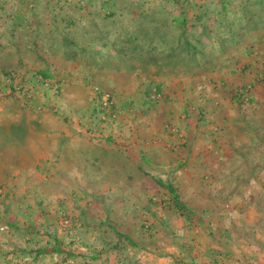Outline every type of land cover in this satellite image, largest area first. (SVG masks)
<instances>
[{
	"label": "rangeland",
	"instance_id": "374dc122",
	"mask_svg": "<svg viewBox=\"0 0 264 264\" xmlns=\"http://www.w3.org/2000/svg\"><path fill=\"white\" fill-rule=\"evenodd\" d=\"M2 8L0 264H264V0Z\"/></svg>",
	"mask_w": 264,
	"mask_h": 264
},
{
	"label": "crops",
	"instance_id": "0c3cea01",
	"mask_svg": "<svg viewBox=\"0 0 264 264\" xmlns=\"http://www.w3.org/2000/svg\"><path fill=\"white\" fill-rule=\"evenodd\" d=\"M33 1L37 2L38 0H0V7H1L0 9L4 10L2 7L6 8L7 5H9V7L12 6V8L14 9V12H16L17 10H19L17 8H20L22 6V4L30 3V2H33ZM4 12H5V10H4ZM19 13H20V11H18V14ZM0 15L6 16V12L5 13L0 12ZM13 16H14V14H13ZM77 175H78V178L79 177H81V178L83 177L82 173L79 174V171H78ZM84 192H85V190H84V188H82V190H80V193H84ZM78 193H79V191L77 190V193H76L77 195L75 196V198H73L72 194L69 196L70 200H67L68 204H70V201H71L72 202L71 208L76 207L78 209L80 207L81 210H84L85 209V206H84V195H79ZM5 240L6 239L3 238L2 241H5ZM7 250H8V248H6L4 246V244H0V259L2 261L8 260L9 259L8 257H16V258L18 257V259H20V261H24V260L27 261L29 259H32L33 260L32 262H34V263L35 262L36 263H39V262L40 263H44V259L43 258H46L47 256L50 257V258H53L51 254L50 255H46L47 254L46 252H44V254L43 253H39V255L36 254L34 256L31 255V253L29 252L30 255H26L25 256V255H21V253H17V254L12 255L13 253H6ZM44 256H46V257H44ZM31 257H33V258H31ZM67 260H68V257H67V259L65 261H67ZM69 261H72V260H69Z\"/></svg>",
	"mask_w": 264,
	"mask_h": 264
},
{
	"label": "trees",
	"instance_id": "16d2710c",
	"mask_svg": "<svg viewBox=\"0 0 264 264\" xmlns=\"http://www.w3.org/2000/svg\"><path fill=\"white\" fill-rule=\"evenodd\" d=\"M224 9H225V8H224ZM11 31H13V29H11ZM186 45L189 46L188 42L186 43ZM187 48H188V47H187ZM184 49H186V46H185ZM44 74H45V73H44ZM45 75H47V74H45Z\"/></svg>",
	"mask_w": 264,
	"mask_h": 264
},
{
	"label": "built area",
	"instance_id": "2783aa9c",
	"mask_svg": "<svg viewBox=\"0 0 264 264\" xmlns=\"http://www.w3.org/2000/svg\"><path fill=\"white\" fill-rule=\"evenodd\" d=\"M2 230H3V228H2Z\"/></svg>",
	"mask_w": 264,
	"mask_h": 264
}]
</instances>
